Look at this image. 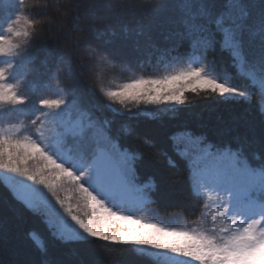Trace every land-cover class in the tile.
Segmentation results:
<instances>
[{"label": "snow or ice", "instance_id": "snow-or-ice-1", "mask_svg": "<svg viewBox=\"0 0 264 264\" xmlns=\"http://www.w3.org/2000/svg\"><path fill=\"white\" fill-rule=\"evenodd\" d=\"M121 3L83 16L76 3L69 28L66 17L52 22L60 0H0V204L12 212L0 216V242L11 240L9 264H102L93 249L113 244L150 249L152 264H264V0ZM149 14L163 16L149 26L162 39L149 36L146 47L103 40L95 27L127 33ZM48 33L64 46L38 67L29 49ZM157 52L155 70L166 74L105 86L114 63L139 70V56ZM37 78L47 87L26 94ZM189 95L227 115L211 127L176 126L166 135L171 155L132 123L141 106L190 112ZM145 154L164 157L170 176L183 165L195 229L135 214L159 191L140 173Z\"/></svg>", "mask_w": 264, "mask_h": 264}, {"label": "trees", "instance_id": "trees-1", "mask_svg": "<svg viewBox=\"0 0 264 264\" xmlns=\"http://www.w3.org/2000/svg\"><path fill=\"white\" fill-rule=\"evenodd\" d=\"M76 3L81 4L80 14L83 16L88 7H97L101 5L103 9L111 7V0H60L59 12L53 13L52 22L54 25H58L59 18H67L66 27H71L72 17L75 14L74 5ZM140 0H122L121 7L126 9H136ZM145 3L153 8H162L166 0H145ZM163 19V16L147 15L142 18H138L139 23L132 22L128 24V32L125 33L123 27L113 26L112 29H108L103 23L97 21L95 27L100 33V38L103 40H110L114 43H127L129 46L139 42L142 47H146L152 41H159L162 39L158 31L149 30V26L155 29V26L159 24ZM144 28L141 30L140 25ZM86 33L79 32L74 33V36H83ZM51 33L45 34V36L37 39L35 43L29 49L33 56L36 57L37 66L40 67V62L45 59L46 54L49 51L63 48V44L57 45L56 41L48 38ZM152 37V41L148 37ZM159 53L148 55L146 53L141 54L138 58L139 70L136 68L115 64L106 70L105 73V86L111 88L120 87L124 83L131 82L133 79L148 78L150 76H159L166 74L164 71L157 72L155 65L158 63L157 57ZM229 71H234L229 69ZM64 87V85H60ZM47 87L46 83L37 78L35 81H29L24 88L26 94L31 95L35 92L37 96L41 94V90ZM54 87L52 91H54ZM251 90V89H250ZM257 99L259 97L257 96ZM190 101H195V107L190 112L172 113L164 111V108L170 106H141L140 115L132 123L137 127L140 132L153 137L154 140L160 145L164 152L171 155L170 150L166 144V135L170 131L174 130L176 126L184 122H203L209 125L215 123L217 115L227 113L223 108H219L210 100L203 102L199 101V98H194L189 95ZM135 110V109H134ZM255 115V113H254ZM7 117L0 113V120H5ZM258 123L259 117L256 116ZM122 121L117 120V125ZM241 132L244 129L240 130ZM139 170L143 177L154 176L159 183V191L155 195V203L148 205L153 209L152 216L154 218L161 219L163 222L173 221L179 223L191 224L195 223L190 217L194 216L197 212L198 205L193 198V194L189 191L187 182L184 180L183 165H181V171L176 175H169L168 166L164 157L159 154H145L144 158L139 164ZM164 177L165 179H161ZM0 199H7V193L5 189L0 186ZM177 209L179 211H172ZM0 216L11 217L12 212L5 204H0ZM38 232H42L43 228L38 222L32 225ZM11 240L7 243L0 242V264H9L12 259L11 255ZM93 259L100 260L102 264H152L151 258L147 255V252L140 250L135 246H124L113 244L106 251L102 248H94Z\"/></svg>", "mask_w": 264, "mask_h": 264}, {"label": "rangeland", "instance_id": "rangeland-1", "mask_svg": "<svg viewBox=\"0 0 264 264\" xmlns=\"http://www.w3.org/2000/svg\"><path fill=\"white\" fill-rule=\"evenodd\" d=\"M152 213H153V209L149 206L147 207H144V208H141L139 210L136 211V215L137 216H140L142 217L143 219L145 220H151L155 223H159V224H162L166 227H176V228H189V229H195L196 228V222L195 223H191V224H186V223H177V222H173V221H167V222H163L161 219H158V218H154L152 216ZM140 250L142 251H145V252H149L151 251L150 249H141L139 248Z\"/></svg>", "mask_w": 264, "mask_h": 264}, {"label": "clouds", "instance_id": "clouds-1", "mask_svg": "<svg viewBox=\"0 0 264 264\" xmlns=\"http://www.w3.org/2000/svg\"><path fill=\"white\" fill-rule=\"evenodd\" d=\"M68 2H71V0H68Z\"/></svg>", "mask_w": 264, "mask_h": 264}]
</instances>
